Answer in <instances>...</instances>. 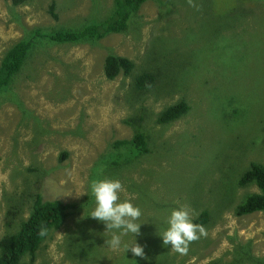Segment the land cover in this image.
<instances>
[{
  "label": "rangeland",
  "instance_id": "374dc122",
  "mask_svg": "<svg viewBox=\"0 0 264 264\" xmlns=\"http://www.w3.org/2000/svg\"><path fill=\"white\" fill-rule=\"evenodd\" d=\"M194 3L198 9L188 0H147L123 32L95 41L37 38L0 91V238L19 228L36 193L76 204L34 258L25 255L20 264H264V212L234 213L256 191L239 186V176L251 162L264 163V0ZM112 6L113 0H0V60L33 28H80L105 19ZM110 53L133 61L128 76L105 77ZM142 72L155 81L137 92L133 81ZM180 100L188 111L158 123L159 112ZM139 116L149 152L107 167L111 151L123 152L113 142L135 131L126 120ZM98 178L119 179L121 199L142 210L140 235L122 239H136L146 259L112 251L105 224L87 216L95 207L89 185ZM179 205L193 220L209 214L206 235L186 254L158 234ZM245 243L256 259L238 263L235 248Z\"/></svg>",
  "mask_w": 264,
  "mask_h": 264
},
{
  "label": "trees",
  "instance_id": "16d2710c",
  "mask_svg": "<svg viewBox=\"0 0 264 264\" xmlns=\"http://www.w3.org/2000/svg\"><path fill=\"white\" fill-rule=\"evenodd\" d=\"M14 5L24 4L28 0H10ZM147 0H113L110 14L103 20L95 23L85 24L80 28H60L43 30L39 27L33 28L24 37L16 41L9 47L0 60V91L6 88L12 76L20 69L33 42L39 39H47L55 43H81L95 41L104 38L112 33L123 32L130 18L137 13L141 5ZM55 4L49 5V13L53 18H57L54 11ZM134 68V63L127 57L109 54L103 63V72L107 79H114L119 74L128 76ZM155 76L150 72H142L133 81V89L143 92L152 87ZM189 109V105L180 100L172 105H168L161 110L156 118L158 123H170ZM141 117L126 120L133 123L135 131L131 138L115 140L114 149H123V152L114 154L106 158L107 167H117L120 165L119 159L126 157V162L149 152L148 135L140 129ZM136 121L138 123H136ZM113 149V150H114ZM113 154V155H112ZM239 186L254 185L256 191L247 193L235 205L234 213L237 216L247 215L254 212H264V163L251 162L249 167L242 172L237 180ZM76 204L64 202L60 199L43 200L39 193L35 194L28 216L21 221L19 228L13 233L6 234L0 238V264H20L21 258L29 255L31 259L44 240L38 235L41 226L49 230L58 229L65 221L66 217ZM208 212L203 210L194 220L195 223L204 225L208 220ZM236 261L253 262L256 258L250 252V243L239 244L235 248Z\"/></svg>",
  "mask_w": 264,
  "mask_h": 264
},
{
  "label": "clouds",
  "instance_id": "9594fccd",
  "mask_svg": "<svg viewBox=\"0 0 264 264\" xmlns=\"http://www.w3.org/2000/svg\"><path fill=\"white\" fill-rule=\"evenodd\" d=\"M188 4L198 9L194 0H188ZM89 187L95 207L87 216L105 224V232L109 233V238L105 239V245L112 251L121 249L124 253L131 251L133 256L146 259L144 247L137 243L136 239L131 242H124L122 239L128 234L134 237L140 235L141 223L138 221L142 215L140 207L134 205L131 199H121V193L124 191L122 182L119 179L98 178L93 179ZM83 194L88 195V193H76L75 195ZM176 203L179 204L178 201ZM165 223L167 227L162 232H158L162 237L163 245H170L174 252L180 254H186L192 242L206 235L204 227L194 222L187 205H179L171 209ZM38 235L46 236L47 227L41 226Z\"/></svg>",
  "mask_w": 264,
  "mask_h": 264
}]
</instances>
